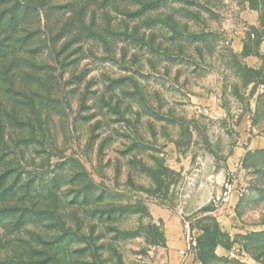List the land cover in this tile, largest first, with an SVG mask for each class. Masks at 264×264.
I'll return each mask as SVG.
<instances>
[{
  "label": "rangeland",
  "instance_id": "374dc122",
  "mask_svg": "<svg viewBox=\"0 0 264 264\" xmlns=\"http://www.w3.org/2000/svg\"><path fill=\"white\" fill-rule=\"evenodd\" d=\"M262 41L264 0H0V264H156L164 218L264 264Z\"/></svg>",
  "mask_w": 264,
  "mask_h": 264
},
{
  "label": "built area",
  "instance_id": "2783aa9c",
  "mask_svg": "<svg viewBox=\"0 0 264 264\" xmlns=\"http://www.w3.org/2000/svg\"><path fill=\"white\" fill-rule=\"evenodd\" d=\"M242 191L243 190H241L240 187H237L235 175L230 172L224 178L219 191L213 194L211 199L215 204L225 206L231 202V198L233 195L238 196ZM184 237L186 245L180 251L182 258L179 264H185L188 257L195 255L197 250V237L193 232L190 231L187 225Z\"/></svg>",
  "mask_w": 264,
  "mask_h": 264
},
{
  "label": "crops",
  "instance_id": "0c3cea01",
  "mask_svg": "<svg viewBox=\"0 0 264 264\" xmlns=\"http://www.w3.org/2000/svg\"><path fill=\"white\" fill-rule=\"evenodd\" d=\"M264 52V41L259 45ZM246 61L253 62L251 56L245 57ZM166 242L159 253V262L156 264H179L181 262L180 251L185 247V239H181V228L176 219L164 218Z\"/></svg>",
  "mask_w": 264,
  "mask_h": 264
},
{
  "label": "trees",
  "instance_id": "16d2710c",
  "mask_svg": "<svg viewBox=\"0 0 264 264\" xmlns=\"http://www.w3.org/2000/svg\"><path fill=\"white\" fill-rule=\"evenodd\" d=\"M250 54H251V52L246 51V50H244V52H243V55H244V56H248V55H250Z\"/></svg>",
  "mask_w": 264,
  "mask_h": 264
}]
</instances>
